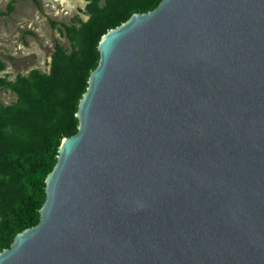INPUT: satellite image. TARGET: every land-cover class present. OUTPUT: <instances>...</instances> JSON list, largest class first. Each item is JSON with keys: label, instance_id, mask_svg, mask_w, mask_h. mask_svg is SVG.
<instances>
[{"label": "water", "instance_id": "water-1", "mask_svg": "<svg viewBox=\"0 0 264 264\" xmlns=\"http://www.w3.org/2000/svg\"><path fill=\"white\" fill-rule=\"evenodd\" d=\"M97 51L0 264H264V0H161Z\"/></svg>", "mask_w": 264, "mask_h": 264}, {"label": "trees", "instance_id": "trees-1", "mask_svg": "<svg viewBox=\"0 0 264 264\" xmlns=\"http://www.w3.org/2000/svg\"><path fill=\"white\" fill-rule=\"evenodd\" d=\"M15 1L8 4L7 12L0 10V17L10 14ZM103 1H89L86 21L62 26L71 51L55 45L49 74L32 70L11 81L0 77V87L16 96L12 104L0 103V251L39 221L45 180L56 163L61 141L77 132L78 104L98 64L101 37L134 13L152 11L161 0Z\"/></svg>", "mask_w": 264, "mask_h": 264}, {"label": "rangeland", "instance_id": "rangeland-1", "mask_svg": "<svg viewBox=\"0 0 264 264\" xmlns=\"http://www.w3.org/2000/svg\"><path fill=\"white\" fill-rule=\"evenodd\" d=\"M12 0H0V10L7 12ZM90 0H16L13 10L0 17V63L4 71L0 77L8 81L16 75H27L32 70L49 74L54 47L59 44L71 51L63 25L86 21L85 7ZM104 1L101 0L100 4ZM51 22L56 25L51 27ZM16 101L10 90L0 87V103L9 105Z\"/></svg>", "mask_w": 264, "mask_h": 264}]
</instances>
